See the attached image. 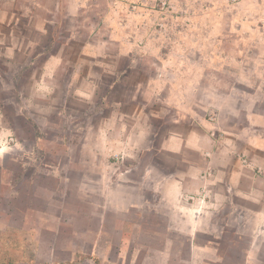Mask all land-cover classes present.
<instances>
[{"label": "rangeland", "instance_id": "1", "mask_svg": "<svg viewBox=\"0 0 264 264\" xmlns=\"http://www.w3.org/2000/svg\"><path fill=\"white\" fill-rule=\"evenodd\" d=\"M252 179L264 0H0L4 264H264Z\"/></svg>", "mask_w": 264, "mask_h": 264}, {"label": "crops", "instance_id": "2", "mask_svg": "<svg viewBox=\"0 0 264 264\" xmlns=\"http://www.w3.org/2000/svg\"><path fill=\"white\" fill-rule=\"evenodd\" d=\"M216 168L218 171L221 172H227L230 170V168H222V167H213V169ZM231 171V170H230ZM190 175V174H189ZM213 184V186L215 187H226V188H230L231 185L230 183H228V181L226 182H220V181H215V180H209V179H204L201 181L200 183V187L201 189L203 188H207V184ZM173 187H175L176 189H178V193L182 194L184 193L186 195V197H188V193L189 192H194L193 190L187 189V188H183V181H181L180 179H176V181H174V184L171 185ZM199 186L197 187L196 191L200 192V188ZM186 191H184V190ZM254 189V190H253ZM183 190V192H182ZM199 202H197L199 205L205 201L202 200L201 198H198ZM194 212L198 211V209L195 207L194 209H192ZM242 211L245 213V215L248 214L249 212H252L253 214L251 215V221L253 222V229L255 233V238H260V240L262 241V237L264 234V190L262 188V185H258L256 180H242ZM250 215V214H249ZM244 217V215L242 216ZM243 222V221H242ZM243 225V224H242ZM242 234H243V229H242ZM0 252L2 253V256L0 257V264H4L5 261V257L6 255H4L3 253L6 252L7 250V245L6 242H2L0 243ZM249 249V248H247ZM91 260L94 261L95 264L98 263L97 259L95 258H91Z\"/></svg>", "mask_w": 264, "mask_h": 264}]
</instances>
